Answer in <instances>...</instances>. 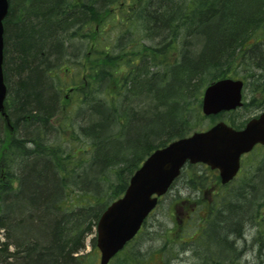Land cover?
Masks as SVG:
<instances>
[{
  "label": "trees",
  "instance_id": "trees-1",
  "mask_svg": "<svg viewBox=\"0 0 264 264\" xmlns=\"http://www.w3.org/2000/svg\"><path fill=\"white\" fill-rule=\"evenodd\" d=\"M23 2L26 3L21 7L25 10L27 3L35 4L38 0H23L21 3ZM116 2L122 4L124 0H72L73 7L67 12L68 8L64 0H41L31 9L36 19V24H32L34 25L32 32L17 26L24 21L18 14L19 7L15 8L12 29L8 32V42L10 46L11 42L16 45L17 58L10 62L7 60L5 73L7 75L10 70L9 72H13L12 75L18 79L14 85L8 80L9 101L14 106L13 120H22L21 123L14 121L15 127H18V123L22 124L23 132L26 134H23L22 141L16 137H8L7 141H0V231L4 229L6 232L4 243L0 241V264H94L95 255L84 254L86 238L92 232V227L96 226L108 203L103 209L95 210L88 205L92 204L95 194L86 192L82 194L80 190L75 192L69 189L68 181H75L76 177L72 174H75L82 166L92 167L93 162L86 163L85 158L84 162L81 159L84 157L82 155L96 150V162L101 164L103 157L100 158V155L104 153L105 166L111 168L114 174L111 178L105 176V184L112 192L113 201L121 197L135 170L154 150L166 146L175 139L187 136L182 131V126L183 128L188 126L187 119L181 116L177 123L176 114L171 110L181 99L186 101V98H190L189 92L194 86L193 81L198 78V75L202 82H212L229 76L238 77L232 74L234 65L230 66V59L234 57V52L237 50L244 51L251 45L257 46L254 42L259 43V39L252 41L251 38L254 35H260L259 28L264 25L263 11L259 15H255L252 11V8L263 10L264 0H189L177 10H171L174 14L166 18L162 15L157 17L147 13L145 8V12H138L137 10L142 6L127 11L125 7H122L120 9L121 24L125 30H121V35L133 36L137 32L134 27L139 22H142L143 26L149 23L148 27L152 24L159 29L180 28L184 30L185 36L206 32L207 40L201 45L205 52L199 57H192L193 55L184 50L185 40L184 46H181L183 55L180 60L177 61L178 58L175 56L173 62L162 61L163 63L159 64L158 58L163 56L160 53L172 52L176 48L175 44L178 45L174 40L170 39L171 42H168L165 49L158 53L156 47L151 49L145 45H139L140 43L132 42L134 48L121 44L119 55L116 50L114 51L113 42L102 49L90 45L91 48L82 50L84 53L80 52L79 47L73 45L77 54L73 52L72 58L84 60L82 64H78L81 66L80 71L78 74L76 72L73 74L72 69H69V76L64 74L61 84L55 82L56 76L51 71L52 65L49 63V58L55 55L46 50L47 47L48 49L51 47L50 41L58 35L56 30L58 31L59 23L64 28L65 21L69 19L73 32L71 39H81L82 29L92 23L113 26L111 23L115 20V15L110 9ZM141 3L144 5V0H141ZM148 7L146 6L147 9ZM27 25L29 26V23ZM229 28L233 30L227 33L225 30ZM124 40L126 37L120 38L121 42ZM230 41L235 42V47L227 58V62H221L222 58L212 60L229 49ZM172 43H174L173 46ZM56 56L58 57V54ZM209 56L212 57L210 60ZM38 58H43L45 64ZM148 59L153 62V67H164L165 73L163 75L155 73V75L153 72L149 78L146 72ZM35 64L40 66L41 70L35 69ZM57 65L60 64L57 63ZM210 73L212 74L209 75ZM52 86L57 94H53ZM65 86L74 88L72 96L75 95L73 99L75 104H78L80 108L92 109L95 115L98 114L102 118L100 124L95 123L89 129L80 127L78 131L76 129L71 133L72 141L86 137L92 144L84 151L76 152L74 147L70 151L61 143L51 144L47 135L43 134V124L47 125L53 117V111L59 105V92H62ZM150 89L154 93L157 92V97L166 106L172 104L169 113L166 116L164 114L162 118L154 114L157 118L153 120L149 118L152 114L147 111L144 113V118L141 119L139 115H136L138 117H134L130 123L127 113L120 111L121 107L125 106L122 105V101L124 99L126 101L129 98L126 96L130 93L135 94V99H138L139 94ZM201 91L202 89L198 92L194 91L199 93L198 97L196 96L197 103L200 102ZM184 114L186 117L191 115L189 108L184 111ZM151 119L153 121L150 122ZM166 119L168 122L165 121ZM32 124H35L34 129H31ZM117 126L126 132L129 141H131L128 136L129 128L147 127L150 135H145L162 142L157 146L147 142L146 146L139 148L141 151L127 145L125 146L127 151L136 150L138 154L135 152V157L132 155L131 158L128 156L131 153L128 152L126 153L128 155L118 160V156L113 152L116 146L119 147ZM168 127L170 131L167 132L165 130ZM142 137H145L144 134ZM36 138L39 141H36ZM28 139L35 141H27ZM107 141L113 144L109 148L102 145ZM107 153H113V156ZM141 153L145 156H141ZM115 169L118 170L115 171ZM126 170H129V175H124ZM3 172L4 177L1 175ZM14 182L20 184L17 190L13 187ZM257 209L256 218L262 217L264 221V213H260L261 209L264 212V205L258 206ZM238 210L240 209L237 205L229 209L230 215L223 219L225 226L219 227L213 222L212 233H217L219 241L227 239L223 234L232 233L233 226L237 224L236 220L241 218ZM10 212L13 215L11 218L8 217ZM12 245H14V253L10 252ZM126 262L132 263L128 259Z\"/></svg>",
  "mask_w": 264,
  "mask_h": 264
},
{
  "label": "rangeland",
  "instance_id": "rangeland-1",
  "mask_svg": "<svg viewBox=\"0 0 264 264\" xmlns=\"http://www.w3.org/2000/svg\"><path fill=\"white\" fill-rule=\"evenodd\" d=\"M22 1L23 0H11V6L12 9L19 7L20 12L18 14L20 15V18L24 21V24L29 23V26H27V31L32 32L34 28V25L32 24L36 23L34 21L35 16L32 15L31 9L33 5L37 6L39 1L41 0H38V2H36L37 5L36 3H27L25 6V10H23L21 6L26 2L21 3ZM118 2L114 3L110 9L114 10L113 15H115V20L111 23L113 26L99 25L98 29L101 32L100 35L96 32L97 23H92L88 27L82 29L83 37L81 39H74L71 41L72 55H74L73 52L77 54L73 45L79 47L80 52H82V50L85 51V49H89L90 44H93L95 42H99V44H101L103 48L106 45H109V43L113 42L112 44L114 46V49L119 48L120 44H127L128 47L134 48L132 42L140 43L139 45H145L149 48L156 47L158 53L159 51L165 49L167 43L171 42L170 39L174 40L178 45L175 44L176 48L173 47L174 50L172 52H168L165 50L166 53H160L164 56V58L163 56H160L158 58L159 64L165 61L173 62L175 56H177L178 58L177 61L180 60L183 55V47L181 46H184L185 40L186 45L184 46V50H187L188 54H190L191 56L193 55L192 57H199L205 52L201 45L205 40H207L206 34L208 35V33L206 32L201 34L195 33L192 35L187 34L185 36L184 30L180 28H176V30H174V28L172 27V29L162 27L159 29V27H155L152 24H150V27H148L147 24L149 25V23H146V25L143 26L142 22H139L134 27L137 32L133 36H131V34L127 36L121 35V30H125V28H123V25L121 24L122 11L120 10L121 8ZM134 2H136V0H124V3L126 4L125 10H131L132 7H135V5L137 7L141 5L138 2ZM185 2L188 3L189 0H147L146 3L142 5V7L137 11H146L147 13L154 14V16L161 17L162 15V17L166 18L167 16L174 14L173 12H171V10H177V8L181 7V5H183ZM262 4L264 3L262 2ZM147 5H150L148 9L146 8ZM252 11L255 15L264 13V9L256 10L252 8ZM249 12L251 13V11ZM8 27H11V21ZM210 30L211 29H209V31ZM231 30L233 29L229 28V30L225 31L228 33V31ZM260 32V35H254L253 38H251L253 39L252 41H254V39H259V43H257V41L254 42V44H257V47L251 45L244 51H235L234 57H232L229 62L230 66L234 65L232 74L242 77L246 82L244 89L245 105L242 107V109L231 113H225L223 115H204L201 106V98L204 93V89L207 86V82L209 81L202 82L198 75V78L193 81L194 86L189 92L190 98H186V101L181 99L180 101H178V103H176L175 108H177V110H175V108L171 110L176 114L175 120L177 123H179L181 116H185L184 118L187 119L188 126L184 128L182 126L183 133L185 132L187 135H189L196 131L207 130L221 121L229 124L231 122L242 124V122L245 123L247 120L260 114L262 108L251 107L253 103H262V105H264V94H260V91L264 89V34L262 35V33H264V25L263 27L259 28V33ZM95 34H97L98 36ZM175 34L176 38L178 36V39L175 38ZM123 37H126V40L121 42L120 38ZM8 38L9 37L7 33L5 35V64L8 63L6 62V60H9L10 62L13 59L14 61V54H12L13 47H11L12 49L10 50ZM238 38H240V36ZM56 39L57 37H54L52 41H50L51 44L57 45V43L59 42ZM109 39H111L110 42ZM173 44L174 43H172V46ZM234 44L235 42L233 43V41H230V43L228 44L229 49H226L225 53H223L222 55H218L219 57L216 58H212L211 56H209V60L211 58L212 60L222 58L220 61H224L223 63H226L228 60L227 58L230 57V54L235 47ZM178 46L179 48L177 50ZM61 55L62 56L58 55V57L56 55L52 56L51 58H49V60L55 63L57 58L64 57L63 51H61ZM83 62L84 60L81 58L80 60L72 58L71 65L70 67H67V69H72L73 74L75 72L78 74L80 71L79 68L81 67L78 66V64H82ZM146 65V72L148 73L149 78L151 77L153 72L154 74L157 73V75H163L166 71V69L164 71V67H153V62L150 59L146 61ZM57 66L52 65L51 71L56 76L55 82L61 84V79L63 78L64 73L66 76L68 74L65 72L64 66ZM82 67L84 66L82 65ZM213 67L215 68L214 65ZM215 70L216 69H214V71ZM9 71L7 75L5 74L6 80H9V83L14 85V82L18 81V79L12 75L13 72ZM217 72L220 73L219 70H217ZM211 74L212 73H210L209 75ZM50 84L52 85L51 82ZM201 89L202 91L200 94L202 95L199 99L200 105H198L199 103H197L198 100L196 96L199 93H195L194 91L198 92ZM52 91L53 94H57L53 86ZM134 95L135 94L130 93L126 96L129 98L126 101L125 99L122 101V105L125 106L121 107L120 110L121 113H127V116L130 117V123L134 117H138L136 115H139L141 119L144 118V113H146L147 111H150L152 115L149 118H152L153 120L157 118L154 117V114L162 118L164 117V114L166 116V114L169 113V109L172 106V104L170 106H166L164 102L161 101L159 97H157V92L154 93V91H152L151 89L145 93L139 94L137 97L140 100H138L137 98L135 99ZM66 96H68L67 100ZM73 99H75V95L72 96V94L69 93V86H65L62 92H59V105L53 111L54 115L51 118L52 120L58 117L60 121L52 122L50 120L48 121L47 125H45L44 123L43 134L47 135V138L51 141V144L54 142L61 143L70 151H72L74 147V150L76 152H79L80 150H87V147L92 146V144L89 143V140L86 137H82L79 140L72 141V137L70 136L71 133L76 131V129L78 131L80 127L89 129L90 126L95 123L100 124L102 123V118H100L98 114L95 115V111L90 108H80L78 104H75L76 102H74ZM188 108L191 115L186 117L184 111ZM8 109L9 112H13L14 106L12 103L9 104ZM152 119L150 120V122L153 121ZM13 121H19L21 123L22 120L12 119V122ZM165 121H167V119ZM13 123L12 125L15 129V124ZM20 123H18V127H16L17 130L15 129L13 135H10V137H20V135L24 133L26 134V132H23V125ZM31 129H34V127ZM148 129L149 128L147 127H140V129L138 127H134L131 129L129 128L128 136L131 139V141H129L126 132L121 128L119 129L118 126L116 127L117 137H119L120 140L119 147L116 146L117 148L115 147V149H113V152L118 156V160L124 158L123 156L128 155L126 154L128 152L131 153L128 155L129 157H131L132 155L135 157L136 150L127 151L128 149L125 148V146L127 145L134 146L139 150L141 146H146L148 144L147 142L152 143L154 146H157L162 142L156 140V138L154 137L151 139L150 137L146 136L145 134L150 135ZM157 131H159V129H157ZM165 131H170V128L168 127ZM139 132L140 134H138ZM143 134L145 137H142ZM5 137H9V135L6 132L3 121L0 120V138L3 140V138L5 139ZM147 139H150V141H147ZM111 141H107L102 145L106 148H109L110 145H113ZM260 152L261 151H256L251 155L245 157V168L243 169V174L239 176V178L236 179L230 186L225 188L223 191L218 190L219 194L211 193L207 197H204V194L200 192H190L191 190L189 191V189L191 188V185H189L188 187L187 182L189 179L190 182L193 181L195 184H197V182H202L205 183V185L210 186L211 181L214 179L212 171H209L201 166L186 168L179 178V181L176 183L175 187H173V189L162 198L160 204L148 217L138 237L130 245H128L122 255L115 258L111 262V264H128L126 262L127 259L128 261L132 262L131 264H217V262H221L224 264H264V232L259 233V220L257 223L256 218L258 206L264 205V164L261 165V163H264V161H260ZM136 154H138V152H136ZM109 155L113 156V153ZM140 155L145 156L144 153H141ZM82 156H84L81 157L84 162L85 160L86 163L93 162L92 167L87 168L89 167L88 165H86L87 167L82 166L77 170L75 174H72L76 177L74 178L75 181H68L69 189H73L75 192L80 190L82 194L84 192L95 194L96 196L92 201V204L89 203L88 205H91V208H94L95 210H101L106 203H108L109 206L113 202L112 192L109 189V186L105 184L104 178L105 176H109V178H111L114 174L112 170H110L111 168L105 166V161L103 160L105 159L104 153L100 155V158L103 157L102 162L104 161V163L101 162V164H99L98 161L96 162V150L84 153V155ZM253 164L256 171H253L252 169L251 174H249V169ZM84 167H86V170H84ZM117 170L118 169H115V171ZM128 171L129 170H126L124 175H129L130 173ZM199 176H203L202 178L204 179V181L202 179L196 181L195 177ZM191 177L194 178L191 179ZM13 187H15L17 190L20 187V184L18 182H14ZM222 196L225 197L224 200L221 199ZM195 200L197 201L198 206L195 205L193 207ZM184 201L187 202V204L185 205L186 212L183 216H181V219H183V223L179 224L176 218L177 214L175 212V208ZM213 201L214 203L211 207L213 214L211 217V215L209 216L211 209L208 207V205ZM233 205H237L238 209H240L238 210V212L240 213L241 218L236 220V225H232V233L228 232L229 234L227 235L223 234L225 235L224 237H227V239L224 238V240L220 239L219 241V236L217 235V233L211 234L212 228L210 227V224L214 221L219 227L225 226L223 219L225 216L230 215V211L228 209ZM261 210L263 212V209ZM220 215H224L223 218H221L222 220H219ZM207 228L208 231L204 234ZM4 236V233L0 235L1 241H5ZM95 242L96 226H93L92 232H90V234L86 238V249L84 251V254H94V264H98L101 254L99 250L94 247ZM223 247H227L228 249L233 248V252L231 253V251L229 250H227V252L225 250V252L223 253L219 252L224 249ZM235 248L236 250L234 251ZM12 250L13 248L10 247V251ZM232 260H234V262H232Z\"/></svg>",
  "mask_w": 264,
  "mask_h": 264
},
{
  "label": "water",
  "instance_id": "water-1",
  "mask_svg": "<svg viewBox=\"0 0 264 264\" xmlns=\"http://www.w3.org/2000/svg\"><path fill=\"white\" fill-rule=\"evenodd\" d=\"M8 12L7 0H0V111L5 110L7 88L3 76V20ZM243 82L231 79L210 85L204 94L203 111L216 115L241 106ZM264 144V114L250 121L243 131H235L219 123L206 132L172 142L157 150L131 178L123 198L114 202L98 223L97 246L101 263L111 259L131 241L145 218L156 206L187 162L205 163L219 169L223 182L237 173L242 154L250 152L256 144Z\"/></svg>",
  "mask_w": 264,
  "mask_h": 264
},
{
  "label": "flooded vegetation",
  "instance_id": "flooded-vegetation-1",
  "mask_svg": "<svg viewBox=\"0 0 264 264\" xmlns=\"http://www.w3.org/2000/svg\"><path fill=\"white\" fill-rule=\"evenodd\" d=\"M67 12L70 11L69 9V3H67ZM16 12V11H15ZM14 13L13 11H11V14ZM70 20L68 19L67 21H65V25H64V28H62V26L58 25V31L56 30V32L58 33L57 36V41L59 43H57V45H54V49L56 50L55 54H58L60 56L61 55V51H63V58H57L56 59V63H59L60 65H64V66H67V65H70L71 64V26H70ZM214 175L216 177H218V172H214ZM219 186V185H218ZM212 188H216L215 186L212 187ZM205 192H209V191H205Z\"/></svg>",
  "mask_w": 264,
  "mask_h": 264
},
{
  "label": "bare ground",
  "instance_id": "bare-ground-1",
  "mask_svg": "<svg viewBox=\"0 0 264 264\" xmlns=\"http://www.w3.org/2000/svg\"><path fill=\"white\" fill-rule=\"evenodd\" d=\"M15 15V11H14V13H12L11 15H10V17L8 18V20H7V33L12 29V27H8L9 26V24H10V21H11V23H12V21H13V16ZM10 19V20H9ZM34 21H35V19H34ZM16 25V24H15ZM17 26H20V28L21 29H24L25 31H27V24H24V23H19ZM11 47H13V53L12 54H14V60H15V58H17V55H16V45H14L13 43L11 44V46H10V48ZM12 49V48H11ZM28 49H30V47L29 48H27V52H28ZM49 50H51V51H49ZM47 52H50L51 54H53L54 55V53L56 52V50L54 49V45L53 44H51V47L48 49V47H47V50H46ZM47 57V56H46ZM13 60V59H12ZM38 60H40L41 62H43L44 64H45V61H44V59L43 58H38ZM49 63H50V65H53V66H55V65H57V63L55 62H52L51 60H49ZM34 68L35 69H40L41 70V67L40 66H38L37 64H35L34 65ZM16 93H14L13 95L16 97V95H15ZM13 119V115H12V112L10 111L9 112V110H7L6 108H5V110L2 112V111H0V120L1 121H6V119ZM11 119V120H12ZM33 125V124H32ZM33 127H35V124L33 125ZM32 127V128H33ZM25 134V133H24ZM33 137H34V134H33ZM16 139H19L20 141H22L24 138H23V134L22 135H20V137L19 136H16ZM0 141H6L4 138H3V140L0 138ZM27 141H35V140H27ZM36 141H39L38 140V138H36ZM18 171V170H17ZM196 187V185H192V188H195ZM8 214V213H7ZM13 215H12V213L10 212L9 214H8V217H12ZM224 215H220V217H219V220L223 217ZM212 226V225H211ZM216 230H218V228H216ZM2 233H4V235L6 234V232L4 231V229H1V231H0V235H2ZM0 241H1V239H0ZM1 243H4V241H1ZM12 248H13V250L12 251H10L11 253H14L15 252V249H14V245H12ZM236 250V248L234 249V251ZM237 252H238V250H237ZM217 264H222L221 262H217Z\"/></svg>",
  "mask_w": 264,
  "mask_h": 264
}]
</instances>
